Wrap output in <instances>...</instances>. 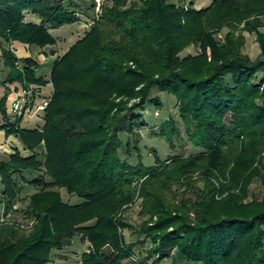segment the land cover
Instances as JSON below:
<instances>
[{
    "label": "trees",
    "instance_id": "1",
    "mask_svg": "<svg viewBox=\"0 0 264 264\" xmlns=\"http://www.w3.org/2000/svg\"><path fill=\"white\" fill-rule=\"evenodd\" d=\"M76 1L0 0V38L31 52L20 58L3 49L0 132L32 154L17 149L0 158V209L19 201L18 175L40 174L30 182L39 191L26 207L31 233L0 225V264H52L54 250L77 236L94 247L83 264L171 258L174 264H264V199L251 190L256 181L264 188V0H213L203 9L194 2L112 0L92 29L52 62L47 80L36 52L57 54L52 32L80 22ZM247 33L260 46L254 60L243 53ZM192 46L200 51L183 55ZM49 83L54 91L42 129L23 128V117L9 111L16 85L29 92ZM154 90L176 98L189 143L201 151L166 161L154 151L155 164L143 163L135 131L143 116L136 113L163 107ZM126 133L136 144H124ZM155 135L175 149L182 131L171 119ZM132 147L137 166L120 155L123 148L132 155ZM63 189L80 202H65ZM185 189L192 197L178 202ZM137 197L146 220L136 232L143 239L128 244L124 232L134 226L123 214ZM148 243L140 257L136 246Z\"/></svg>",
    "mask_w": 264,
    "mask_h": 264
},
{
    "label": "rangeland",
    "instance_id": "2",
    "mask_svg": "<svg viewBox=\"0 0 264 264\" xmlns=\"http://www.w3.org/2000/svg\"><path fill=\"white\" fill-rule=\"evenodd\" d=\"M174 3L182 6L185 5L187 6L190 2H194L195 7L197 9H203L207 8L200 5L202 1L204 0H172ZM129 2H132V0H129ZM78 4V10L80 13V22L74 24V25H67L64 26L60 29L54 30L52 33L53 35L58 38V45L52 49L57 52L56 55H50V59L48 60L49 57H47V60L45 59L46 53L44 51H39L36 52V59L39 60L40 62V67H39V75L44 76L47 80H50V75H51V69L50 65L51 63L57 59L58 55L61 56L64 53H66L69 48L74 45L77 41L82 39L87 32H89L93 25H94V20L95 18H99L102 12V6L106 3L109 5H112V0H105L104 4L101 6V11H98V4L96 3L95 0H81V1H76ZM95 4V10L93 9V5ZM208 4V3H207ZM206 4V5H207ZM212 4V3H211ZM210 4V5H211ZM209 7V6H208ZM264 28V27H263ZM262 28V29H263ZM261 29V32L264 34V31ZM220 38H223V34L221 35ZM1 39V38H0ZM246 44L243 46V53L244 55L249 56L251 59H257L261 53L259 43L257 41V36L255 34H246ZM2 40V39H1ZM4 42V40H2ZM6 43V42H4ZM6 45H8L6 43ZM13 44L10 45V47H5L3 49H12L16 52V54L20 58L24 57H29L31 56L30 50L26 48V51H28L29 56H23L25 51L23 53H19L18 51L13 48ZM24 48V49H25ZM49 50L47 49V53H49ZM200 50L197 49L195 46L188 48L183 55H196ZM3 52V50H2ZM2 55V54H1ZM1 59V56H0ZM45 62H50L49 65H45L47 67V72H44L43 64ZM0 64L2 65V59L0 60ZM49 67V68H48ZM50 69V70H49ZM44 72V73H43ZM7 70H3L1 77L5 78L6 77ZM16 87H21L20 85H16ZM54 87L52 83H49L46 87L42 86H32L31 90L29 92H26L27 94H24L25 91L21 90L20 96L17 98L19 99L20 97H24L25 95L26 98L28 99L25 101L27 104H32V108L30 111H27L23 116V122H22V127L26 129H42V126L44 124L43 121V115L44 111L38 110L39 106L45 101H51L52 95H53ZM5 90L4 88L1 89L0 94H4ZM18 93V92H17ZM29 94V95H28ZM155 97L159 96L163 102V107L158 109L154 105H150L146 107L147 111L144 112V115L142 111H138L136 114H142L143 117L138 122V125L135 127V131L141 135V139L138 141V145L140 148H143V163L147 166L148 164H151L149 166H153L155 164V154L154 151H156L161 159L163 161H166L169 159L171 156H181V157H187L192 154H195L201 150H196L194 147L191 146L189 143V140L187 138V135L185 134V126L182 123L179 113L177 111V100L174 96L169 95L167 93H160L158 90H154ZM11 97V96H10ZM10 102L12 99L10 98ZM10 103V113H11V106L12 104ZM31 107V106H30ZM159 111L160 115H156V112ZM175 120L178 123V126L180 127L182 131V137L181 139H176L175 140V149H173L167 142L164 140L156 137L155 133L160 132L163 125L168 123L169 120ZM39 122V123H38ZM26 124L24 127L23 124ZM36 123H38L36 125ZM131 136V135H130ZM129 134H123L122 135V140L124 141V144L126 145L129 140H132L131 143L136 144V139L134 137H130ZM9 137V136H8ZM14 137V136H13ZM16 138V137H15ZM17 139V138H16ZM19 140V139H18ZM13 143H15V140L11 142H7L6 145L8 148L5 149L4 147H0V158L3 156L13 154L15 150H19L21 153L22 150L19 148L13 147ZM135 146V145H134ZM132 155H129L128 149L123 148L121 150V158L123 160H128L131 165L137 166L140 162V158L138 156V153L136 152V149L132 147ZM28 151V150H26ZM31 153L30 151H28ZM264 156V153H263ZM40 174H28L24 173V175H18L17 180L20 184V187L23 188V190L20 192L19 195V201L17 204L14 206L13 209L7 211L4 208L0 209V225L4 223H10L11 225L16 226L18 229H20V232L23 235H29L32 231V227L34 225V220H31L27 214H26V207L28 206L30 202V198L32 195L37 193L39 191V187H36L32 185L30 182L31 180H34L38 178ZM198 178V174L194 177V179ZM199 186H204V183L200 182ZM3 185L0 184V192L3 189ZM186 190V189H185ZM252 195L253 198L262 200L264 199V188L260 184L259 181H256L252 187ZM62 196L65 200V202L68 203H73L77 204L80 202V199L69 195L66 190H61ZM169 198L171 197L170 194ZM183 197H192L191 193H188V191H183L179 193V198L178 202L181 201ZM252 197L250 198V200ZM143 202L142 199H136V202L134 205L129 207V209L123 214V217L126 218V220L134 226V228L126 230L125 236L127 239L128 244H135L140 242L143 237L139 236V234L136 232L143 223L144 218L141 217V212H142V206L141 203ZM16 209H18L16 211ZM122 215V214H121ZM151 243H148L146 246H141L138 245L135 248V252L139 254L140 257H144L147 254V248ZM93 245L91 242L87 241L84 242L81 238V236H77L74 241H71L68 246L63 247V249H58L54 250L52 253V264H83V256L84 254H90L93 251ZM164 264H174V258H171L170 260H166Z\"/></svg>",
    "mask_w": 264,
    "mask_h": 264
},
{
    "label": "crops",
    "instance_id": "3",
    "mask_svg": "<svg viewBox=\"0 0 264 264\" xmlns=\"http://www.w3.org/2000/svg\"><path fill=\"white\" fill-rule=\"evenodd\" d=\"M213 2V0H204V1H202V3H200V5H201V7L202 6H204V7H208V6H210V4ZM208 3V4H207ZM207 4V5H206ZM30 20H35L34 18H31L30 17ZM263 31H264V28L262 29ZM14 46H13V48H15V50L16 51H18L19 53H23V51H25V53H23L24 55L23 56H29L28 55V51H26V46H24V45H21V44H19V43H15V44H13ZM10 47V45H6V43H4L1 39H0V56H1V54H2V50H3V48H5V47ZM25 48V49H24ZM28 48V47H27ZM30 50V49H29ZM46 60H47V58H45ZM48 60H51L50 59V57H49V59ZM48 63V65H49V63L50 62H47ZM47 63L45 62V64H43V68H44V72H47V67L45 66V65H47ZM52 64V63H51ZM52 65H50V69L52 68L51 67ZM49 68V67H48ZM47 69V70H46ZM49 69V70H50ZM43 72V73H44ZM17 89H18V93L17 92H13L12 93V95H11V99H12V101H15L19 96H20V92H21V90H22V88H20V87H17ZM39 123V122H38ZM38 123H36V125L38 124ZM26 124L24 123L23 124V126L24 127H26L25 126ZM13 140H15V143H13V147H15V148H19V149H21L22 150V155L24 156V157H29V156H31L32 154L31 153H29L28 151H26L25 150V148H24V146H23V144L18 140V139H16L15 137H13V136H11V137H8L7 135H6V133L5 132H0V147H4L5 146V149L6 148H8V146L6 145V143L7 142H11V141H13Z\"/></svg>",
    "mask_w": 264,
    "mask_h": 264
},
{
    "label": "built area",
    "instance_id": "4",
    "mask_svg": "<svg viewBox=\"0 0 264 264\" xmlns=\"http://www.w3.org/2000/svg\"><path fill=\"white\" fill-rule=\"evenodd\" d=\"M96 3L98 4V11H101V6L104 4L105 0H95ZM24 94H27L26 92ZM29 95V94H28ZM27 95H25L24 97H20L19 99H16L11 106V113H13L15 116L17 117H21L23 116L27 111H30L31 109H33L32 107H30V103L29 105L25 102L28 99H25ZM50 101L45 100L41 106H39L38 110L40 111H44L46 110V108L48 107ZM158 115V113H157Z\"/></svg>",
    "mask_w": 264,
    "mask_h": 264
},
{
    "label": "water",
    "instance_id": "5",
    "mask_svg": "<svg viewBox=\"0 0 264 264\" xmlns=\"http://www.w3.org/2000/svg\"><path fill=\"white\" fill-rule=\"evenodd\" d=\"M71 240L67 239V240H64V245L65 246H68L70 244Z\"/></svg>",
    "mask_w": 264,
    "mask_h": 264
}]
</instances>
